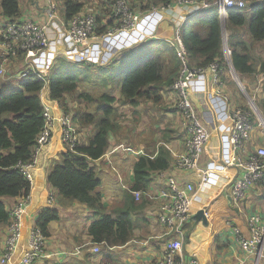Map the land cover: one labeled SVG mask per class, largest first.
<instances>
[{
	"label": "crops",
	"instance_id": "obj_1",
	"mask_svg": "<svg viewBox=\"0 0 264 264\" xmlns=\"http://www.w3.org/2000/svg\"><path fill=\"white\" fill-rule=\"evenodd\" d=\"M53 1L63 7V0ZM95 2L97 1L93 3ZM47 5L48 0H20V19L44 25L49 38V48L39 56L31 58L32 71L22 56L13 60L5 68L6 74L2 78L6 76L7 78L1 84L13 78L20 79L22 83L25 78L22 74L26 70L40 75L47 82V87L42 93L44 105L52 109V114L56 118L67 113L63 105L50 99L48 90V82L56 71L67 68L57 67L58 63L89 62L95 67L102 66L104 69L108 67L112 72H119V66L123 62H130L128 68L132 64L134 66L139 60H133L134 58L129 54L148 44L155 46L151 50L153 52L161 47L163 42L177 51V31H180L188 20L201 13L198 7L184 6L148 14L141 20L135 32L121 33L104 40H90L82 46H77L67 35L66 21L60 9L57 18L46 24ZM8 22L9 20L2 14L0 1V24ZM244 38L251 44L246 34ZM263 45L264 43H260L252 46V55L257 61L255 74L244 76L237 74L235 77L230 69L229 72H223L220 82L215 84L213 73L206 71L191 83L192 101L202 123L211 134L200 163L201 169L210 171V177L208 182L196 192L192 204L193 216L203 210L207 223L199 220L189 221L184 235L179 238L183 246V264H235L239 261H244L245 264H264V248L259 258L246 255L233 240L228 225L232 222L239 226L242 234L249 238L251 233L246 218L260 215L264 220L263 182L255 185L248 192L241 211L234 206L233 186L242 175V171L231 166L234 154L230 145L232 122L229 118L233 108L247 106V95L254 99L259 114L264 119V72H261L264 64ZM81 57L85 60L82 61ZM217 89L222 90L228 100L217 95ZM119 96L120 94L117 93L116 97ZM66 104L69 108L68 114L73 116V122L84 142L87 132L91 129L80 128V125L74 121L76 112L73 111H76L78 104L68 97L64 105ZM115 108L117 119L123 120L122 124L117 122L122 129L121 132L112 134L111 147L107 155L97 163L102 179V185L98 189L103 202L102 212L97 214L79 202L62 207L56 192L48 184L51 167L60 161L62 154L67 152L66 145L61 140L60 125H57L51 143L43 149L39 156V164L34 170L32 202L25 217L24 237L16 254L17 261L28 249V236L35 228L39 214L45 210H54L59 213V220L49 225L50 237L45 240V257L37 264H157L167 241L166 229L158 222L159 209L164 202L161 195L168 190L166 179L168 176H175L181 183H195L200 172L179 173L174 170L176 157L185 151L186 133L177 108L176 97L170 89L165 91L164 99L157 106L145 102L131 107L120 101L115 104ZM154 119L159 123L153 124ZM255 126L251 141L241 153L244 158L252 154L256 148L264 147V128L258 125L257 119ZM163 133L166 138H163ZM160 147L170 151L172 161L168 170L150 173L151 182L146 191L157 199L150 200L145 195L139 200L135 198L132 208L129 199L131 195L127 192H130L135 185L134 162L143 156L155 159ZM51 195L54 196V203L49 202ZM3 202L10 212L16 200L4 199ZM128 208L130 217L135 222L133 231L130 232L132 239L124 245L106 241L96 243L90 233L93 223L102 219L117 220L119 214L127 211ZM7 236L8 225H5L0 228V258L4 252ZM95 248L99 249L98 253L94 252Z\"/></svg>",
	"mask_w": 264,
	"mask_h": 264
},
{
	"label": "trees",
	"instance_id": "obj_2",
	"mask_svg": "<svg viewBox=\"0 0 264 264\" xmlns=\"http://www.w3.org/2000/svg\"><path fill=\"white\" fill-rule=\"evenodd\" d=\"M0 1L3 16L12 21L20 19V0ZM114 1L101 2L102 9L97 17L99 35L114 24ZM169 2L171 0L138 1L144 11ZM86 7V2L63 0V16L66 23L81 14ZM204 11L209 12L204 16L201 11L180 29V40L187 51L186 62L189 68H207L213 63H218L220 77L223 72L230 71L223 45V31L226 30L228 48L232 53L230 63L234 71L240 76L255 74L257 61L253 58L251 50L253 45L264 43V0H249L245 9L230 10L225 22L220 20L216 9ZM244 34L250 38L251 44L244 38ZM92 69L87 62L69 64L62 71H56L48 82L50 99L59 102L69 113L68 105L65 106L64 103L67 97L71 98L78 104L74 121L80 128H90L92 132L84 142L76 145L73 151L68 150L60 156V161L53 165L48 173V184L56 192L62 207L79 202L99 214L102 212L103 202L98 192L102 179L97 163L107 155L112 134L119 133L122 129L116 122L115 104L122 101L131 107L145 102L159 105L165 97V91L179 78L182 61L176 49L163 42L146 62H142L122 78L115 77L113 80L103 76L104 68H99L96 72ZM261 72H264V64ZM93 75H98L100 80L93 81ZM1 82L0 78V84ZM46 87L44 78L31 72L22 80L20 89L8 95L0 94V228L9 226L11 220L3 200H16L17 204L31 195L32 186L18 166L32 161L39 137L45 128L42 93ZM117 93L120 94L118 98ZM154 123L159 122L154 119ZM79 134L81 135L80 132ZM163 138H166L165 133ZM171 161L170 151L160 147L155 159L143 156L134 162L135 185L127 192L131 195L129 199L132 208L135 203L132 193L139 192L140 189L147 192L151 182L150 173L168 170ZM58 220L57 211H42L35 228L46 240L50 237L49 225ZM134 226L135 222L131 219L128 208L119 214L117 220L102 219L93 223L90 233L96 243L106 241L124 245L132 239L130 232Z\"/></svg>",
	"mask_w": 264,
	"mask_h": 264
},
{
	"label": "built area",
	"instance_id": "obj_3",
	"mask_svg": "<svg viewBox=\"0 0 264 264\" xmlns=\"http://www.w3.org/2000/svg\"><path fill=\"white\" fill-rule=\"evenodd\" d=\"M138 1L115 0L112 4L114 24L101 35L97 34L99 12L83 11L66 23L65 30L69 39L75 45L82 46L90 40H104L121 33H132L137 30L139 23L146 15L184 6H195L200 11L216 7L220 20L225 22L230 10L245 9L249 0H171L166 5L152 7L147 11L140 7ZM58 9L59 6L53 0H48L46 24H50L52 20L57 18ZM45 28L44 25L41 26L33 21L21 19L9 20L6 24H0V77L5 76V68L20 56L24 58L26 65L32 71L31 58L39 56L49 48V38ZM223 41L225 58L231 67V73L237 77L230 63L232 53L228 48L226 30L223 31ZM176 43L178 55L182 61V69L179 78L170 87V90L177 100V108L181 114L182 125L186 133V145L184 153L176 157L174 170L179 173L199 171L200 174L195 183H181L175 176H168L166 179L168 190L161 195L164 202L159 209L158 222L166 229L167 241L157 264H183V246L179 238L184 235L185 227L193 217L192 204L196 192L208 182L210 177V171L201 169L200 163L211 134L202 123L192 101L191 83L197 76L206 71L213 73L215 84L220 82L218 63H213L207 68H189L186 62L187 51L180 40V31L176 33ZM81 60L84 61L85 58L81 57ZM29 73L31 72L26 70L22 77H26ZM241 89H243L242 86ZM216 94L228 100L222 90L217 89ZM244 94L246 95L245 91ZM246 97L247 106L233 108L229 115L232 122L230 145L234 154L231 166L242 171V175L234 183L232 192L234 206L239 211L242 209V203L248 192L255 185L264 183V147L256 148L247 158L241 156L255 132V119L258 120V125L264 128V119L259 114L254 99L247 95ZM44 116L46 119L45 128L39 137L38 147L35 149L32 161L18 166L31 186L34 182V170L39 164V156L43 149L51 143L54 128L57 125H60L61 140L66 145L67 151H73L76 145L82 143L81 135L77 132L71 114L65 113L56 118L52 114V109L46 105ZM132 194L136 200L144 195L150 200L157 199L147 192L139 191ZM31 202L32 196L30 195L15 204L10 211L11 220L8 226V236L5 240L0 264H37L41 258L45 257V238L40 231L34 228L28 236V249L19 261L16 258L24 237L25 217ZM49 202L54 203L53 195L49 198ZM246 222L251 233L249 238L245 237L240 227L232 222L228 223L229 229L233 235V240L246 255L259 258L261 250L264 248V220L260 215H254L247 217ZM94 252L98 253L99 249L95 248ZM235 264H245V262L239 261Z\"/></svg>",
	"mask_w": 264,
	"mask_h": 264
},
{
	"label": "rangeland",
	"instance_id": "obj_4",
	"mask_svg": "<svg viewBox=\"0 0 264 264\" xmlns=\"http://www.w3.org/2000/svg\"><path fill=\"white\" fill-rule=\"evenodd\" d=\"M79 1L86 2L87 3V7L85 8V10L87 9V11H94V12L97 11V12H100V9H102L101 2L103 0H87V1L86 0H79ZM94 1H97L99 3V5H97V2H95L96 4L93 3ZM59 9H60V13L63 14V7L59 5ZM210 9H216V7H212ZM209 11H211V10H209ZM209 11H203V15L205 16V14L208 13ZM154 48H155V46H149V44H148V46H143L141 49L139 48L134 53L129 54V56H131L132 58H134L133 60H135V59L139 60L138 62H136V64L134 66L132 64V66H130V68H128V64L130 62L129 61H127L126 63L123 62L119 66L120 67V70H119L120 73L118 71L112 72L111 70H108V67H107V68L103 69V73H104L103 76H108L109 78H111L113 80H115V77L116 78H119V77L122 78V77H124V75L126 73L135 70L142 62L143 63L146 62L149 59L150 55L153 53V51H151V50L154 49ZM124 57H126V56H124ZM87 63H89V62H87ZM68 65H69V63H66V62H64V63H58L57 64V67H62L63 66L65 68V67H68ZM90 66H91V68H93L92 71H94V72L98 71L99 68H102V66L101 67H95L92 64ZM0 78H1V80L3 82L5 80V78H7V76L5 78H2V77H0ZM99 80H100V77L98 75H93V81L97 82ZM21 87H22L21 80L20 79H14L13 78V79H10L5 84H0V94H2V95H8L12 91L17 90V89H20ZM73 112H75V111H73ZM118 121H119L120 124H122V122H123L122 119L119 120V119L116 118V122H118ZM90 132L91 131L89 130V132H87V133L89 134ZM83 138H85V137H83Z\"/></svg>",
	"mask_w": 264,
	"mask_h": 264
},
{
	"label": "water",
	"instance_id": "obj_5",
	"mask_svg": "<svg viewBox=\"0 0 264 264\" xmlns=\"http://www.w3.org/2000/svg\"><path fill=\"white\" fill-rule=\"evenodd\" d=\"M193 220H199V221H203L204 223H207L205 211L203 210L199 211L195 216L191 218L190 221H193Z\"/></svg>",
	"mask_w": 264,
	"mask_h": 264
}]
</instances>
